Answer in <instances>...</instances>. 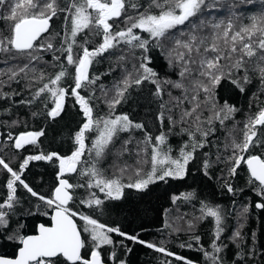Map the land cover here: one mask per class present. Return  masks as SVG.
<instances>
[{"label":"trees","instance_id":"16d2710c","mask_svg":"<svg viewBox=\"0 0 264 264\" xmlns=\"http://www.w3.org/2000/svg\"><path fill=\"white\" fill-rule=\"evenodd\" d=\"M213 2L214 0H207L209 5ZM56 3L59 8H63L68 5L69 0H56ZM128 3L142 5L140 11H144L149 0H128ZM149 11L156 14L159 10L153 8ZM262 11L264 6L258 2L239 3V0H221L219 7L208 8L203 13L202 19L207 22L223 20L227 23L235 15L237 20L234 23L237 26H244L251 24V16H259ZM7 14L6 9H0V38L6 37L10 32L11 21L4 18ZM63 16L64 13H58L53 17L49 31L35 43L36 46H46L47 44L42 41L48 40L54 45L52 50L42 51L40 47L34 46V49L27 54L15 51L0 52V133L2 138L0 158L8 162L13 169L18 168L23 159L30 155L57 153L61 157L70 156L77 147L76 132L86 121L79 104L75 102V97L70 94L65 99L64 110L55 118L46 114L54 107L51 98H46L47 93L41 94L39 98L34 95L44 83L54 78L61 68L65 69L66 75L62 77L59 86L66 88L69 93L73 87L74 66L68 65L59 51L65 39L66 24ZM124 20L123 15L119 19L111 20L112 31L123 30L127 26L126 23H122ZM188 30L186 24L173 29L172 33L180 38V34ZM135 31L142 39L148 38L147 33L138 29ZM211 32L209 27L205 29L204 34L211 35ZM87 35L88 30L78 34V42H82V38ZM101 42L102 36H91L87 46L91 50ZM78 50L74 48V54ZM35 51L37 53L31 56L30 53ZM141 52V49H133L131 45L119 44L93 59L89 76L90 78L99 76L100 79L96 80L90 88L80 90L81 95H84L93 107V117L108 118L107 116L112 114L113 116L126 114L130 120L141 123L144 127L118 131L104 155L98 159L92 154V143L97 133L96 131L85 133L86 151L77 166V171L72 175L65 173L62 177L75 186L71 190L73 198L67 207L73 212L90 215L107 225L116 226L123 232L138 234L141 240L148 241L157 247H164L184 257L191 264H212L205 258L201 249L212 251L210 245L215 240L216 233L214 218L198 219L202 216V207L208 204L218 207L222 213L223 232L220 239L214 242L218 245L227 244L224 251L219 254L223 264H264V209L255 207V204L261 202V198L255 191V184L258 182L252 185L248 183L249 172L243 163L235 175L230 173L231 148L228 147L232 139L237 142L242 141L243 126L249 115L264 109V87H261L255 73H250L252 82L245 86L244 93H240L239 89L227 79H223L216 87L218 104L222 105L227 101L229 104L236 105L239 111L234 113L233 119L226 120L223 125L216 120H213L210 125L207 123L203 125L205 129L212 128L214 131L209 134L205 146L197 148L195 159L189 162L188 175L184 179L169 178L167 182H158L152 186L155 189L154 194L144 202L138 200L135 190L125 189L122 199L112 200L101 195L98 189L87 187L92 179L90 175L85 174V170L93 164L106 179L121 175L118 179L123 184L136 180L137 170H140L142 175L149 172L151 170L150 148L144 143L146 137L151 136L154 140L159 134L165 133L174 158H179L180 149L189 141L188 135L181 131L185 125L179 124L178 121L182 110L190 109L192 105L184 101L179 107H175V102L170 101L167 94L170 90L173 97H182L181 90L165 85V94L161 100L154 94L155 85L145 81L141 85L130 87L125 93L126 99L116 104L114 109H110L109 99L115 96L116 87L121 85L125 76L135 73L133 65H138ZM147 55L152 58L150 66L158 73V80L179 78L177 72L168 66L167 57L160 49L150 46ZM34 56H39L41 59H32ZM54 56H61V60L53 59ZM121 56L125 59H121ZM25 64L29 68L27 75L21 73L15 80H9V74L12 71H18L19 67ZM41 74H43L42 77ZM92 92L95 95H92ZM5 95L7 99L4 98ZM21 100L31 101V103H20ZM115 109L117 110L113 112ZM161 112L164 114L163 124L158 119ZM211 115V111L205 109L202 120L206 121ZM169 116L177 121L175 125L169 121ZM28 131H43L44 135L39 137L35 145L15 149L8 134L11 133L14 139ZM260 131L261 128L258 127V138L264 140V137L260 136ZM197 138H201L198 133ZM243 155L246 157L258 155L264 159V143L249 148ZM205 163L208 164L207 168H204ZM58 168L59 162L55 158L53 161H29L22 179H25V182L40 195L49 197L58 183ZM9 178L6 170L0 167V203L6 200L8 194L6 182ZM81 184L85 187L78 186ZM229 184L235 189L234 193L227 191L226 185ZM16 188L19 203L9 216L8 227L0 228V257L13 258L17 255L21 245L18 240L8 238L13 232L28 236L36 233L39 224L50 225L51 223L52 209L31 196L19 184ZM93 193L105 202L101 209H96L95 206H89L87 203ZM188 193H191L193 198L185 199V194ZM176 197L178 199L174 201ZM117 206H120V211L116 210ZM130 207H135L136 211L130 212L128 210ZM245 207L248 208L247 213L243 211ZM45 212L48 214L45 215ZM74 218L79 228L83 229L85 222L79 218V215ZM190 222L194 224V227L189 230ZM18 223L23 227L17 228ZM237 231L240 232L241 239L233 243ZM81 233L85 240L82 256H88L92 241L88 233L83 231ZM111 236L114 245L102 246L100 249L104 264H165V262L184 264V261L176 260L174 256H166L145 245L128 241L115 233ZM195 237H199V241ZM121 241L123 243H120ZM55 260L57 264H66L63 257H56Z\"/></svg>","mask_w":264,"mask_h":264},{"label":"snow or ice","instance_id":"6c2138e0","mask_svg":"<svg viewBox=\"0 0 264 264\" xmlns=\"http://www.w3.org/2000/svg\"><path fill=\"white\" fill-rule=\"evenodd\" d=\"M257 2L264 6V0H239V3ZM220 3L221 0H214L211 5L207 3V0H149L144 11H140L142 5L128 3V0H69L68 5L63 8L58 7L56 0H0V9H6L8 13L4 18L11 21L9 34L0 38V52L15 51L27 54L34 49V46L40 47L42 51L52 50L54 45L51 42L46 46H36L35 41L41 34L48 31L53 17L58 13H64L65 39L59 51L63 60L68 65L74 66L73 87L69 93L66 88L59 86L62 77L66 75L65 69L61 68L59 73L54 78H50L48 83H44L34 95L39 98L41 94L47 93L46 98H51L54 107L46 114L55 118L64 110L65 99L70 94L75 97V102L79 104L84 117H86V121L76 132L77 147L70 156L61 157L57 153L30 155L23 159L16 169L0 158V167L6 170L10 176L6 182L8 189L6 200L0 203V228L8 227L9 216L19 203L16 196L17 184L51 208L54 213L51 216L52 226L46 227L41 224L38 235L23 236L18 232L9 235V239L18 240L21 245L19 255L16 259L0 258V264H57L54 259L56 257H63L66 264H104L100 249L102 246L114 245L111 236L113 233L133 243L155 249L166 256H174L176 260L184 261V264H191L184 257L176 255L164 247H157L148 241L141 240L138 234L123 232L116 226L100 222L98 218L73 212L66 205L73 198L69 190L75 186L69 183L68 179L62 177L65 173L77 171V166L86 151V132L96 131L97 133L92 143V151L95 158L98 159L104 155L118 131H130L132 128L142 129L144 127L143 124L130 120L126 114L94 118L93 107L80 92L82 88L88 89L96 83V80L100 79L99 76L95 78L89 76L93 59L119 44L131 45L133 49L138 48L142 52L138 65H133L135 73L126 75L121 85L116 87L115 96L109 99L110 109L126 99L125 93L130 87L141 85L145 81L155 85L154 94L161 100L165 94V85L181 90L182 97H173L170 90L167 94L170 101L175 102V107H179L184 101L192 105L190 109L182 110L178 121L179 124L185 125L181 131L188 135L189 141L180 149L179 158H174L171 155L172 149L167 143L168 136L165 133L159 134L154 140L151 136L146 137L144 143L150 148L151 170L149 172L142 175L141 171L137 170V179L123 184L119 179L104 178L93 164L85 170V174L90 175L92 179L87 187L99 189L112 200L122 199L125 189L135 190L138 200L144 202L154 194L153 185L158 182H167L169 178L181 180L188 175V164L195 159L197 148H203L208 142L209 134L214 131L212 128L205 129L203 125L205 123L210 125L213 120L219 121L223 125L226 120L233 119L234 113L239 111L236 105L229 104L227 101L222 105L218 104L215 90L221 81L229 80L239 89L240 93H244L245 86L252 82L250 73H255L261 87H264V11L259 16H251V24L244 26H237L234 23L237 20L235 15L227 23L223 20L207 22L202 19L203 13L209 7H219ZM153 8L159 11L153 14L149 11ZM245 11L249 10L245 9ZM122 15L125 17L122 23H126L127 26L123 30L113 32V24L109 21L119 19ZM190 21L191 23H189ZM186 24L189 30L177 38V34L172 33V30ZM209 27L212 30L211 35L204 34L205 29ZM234 28L235 31H233ZM137 29L147 33L148 38L142 39L140 35H137L135 31ZM84 30H88V35L82 38V42H78V34ZM170 33L172 34L170 35ZM91 36H102V42L90 50L87 45ZM150 46L160 49L166 55L168 66L178 74L177 80L164 79L160 81L157 79L158 73L150 66L152 58L147 55ZM74 48L79 49L75 54ZM32 59L38 60L41 57L34 56ZM53 59L60 61L61 56H54ZM121 59H125V57L121 56ZM28 71V65L25 64L20 66L18 71H12L8 78L15 80L21 73L27 75ZM42 76L43 74H41ZM91 94L95 95L94 92ZM4 98L7 99V96L5 95ZM20 103H31V101L21 100ZM205 109L212 113L206 121L202 120V113ZM158 119L161 124L164 123L163 112L159 114ZM169 121L173 125L177 123L171 116H169ZM258 127L261 128L260 136L264 137V109L249 115L243 126L242 141L237 142L232 139L228 147L231 148L230 173L235 175L242 163L246 165L249 172L248 183L252 185L254 182H258L255 184V191L256 195L261 198V202L255 204V207L264 209V159L258 155L247 157L243 155L248 152L249 148L264 143V140L258 138ZM197 133L201 137L200 139L197 138ZM8 135L13 141V147L22 149L26 145H35L44 132H23L14 139L11 133ZM54 158L59 162L58 183L51 196L46 197L29 186L22 176L29 161H53ZM207 167L208 164L205 163L204 168ZM78 186L85 187L83 184ZM226 187L229 193H234L235 189L230 184ZM184 198L191 199L193 197L191 193H188ZM175 199L178 197L174 198V201ZM87 203L89 206L101 209L105 202L93 193ZM116 210L120 211V206H117ZM128 210L134 212L136 208L130 207ZM243 211L247 213L248 208L245 207ZM201 212L202 216L198 219L214 218L215 240H219L223 232L221 210L218 207L205 204ZM77 215L85 222L83 229L78 228L73 219ZM16 227L21 228L23 225L18 223ZM188 227L190 230L194 224L190 222ZM82 231L88 233L92 241L88 256L81 254V250L85 247V240L81 237ZM195 239L199 241V237H195ZM237 239H241L239 231L235 233L233 243ZM210 247L211 252L201 249L205 258L212 264H223V259L219 254L224 251L226 245L212 242ZM112 257L114 258V253H112ZM165 264H170V262H165Z\"/></svg>","mask_w":264,"mask_h":264},{"label":"water","instance_id":"95a60500","mask_svg":"<svg viewBox=\"0 0 264 264\" xmlns=\"http://www.w3.org/2000/svg\"><path fill=\"white\" fill-rule=\"evenodd\" d=\"M50 26H51V23H50ZM49 29H50V27H49ZM49 29H48V31H49ZM47 31V32H48ZM47 32H45V33H43V34H41V36L38 38V40L44 35V34H46ZM37 40V41H38ZM37 41H35V43L37 42ZM27 146V145H26ZM75 172H73V173H67V174H69V175H72V174H74ZM66 179V178H65ZM69 181V180H68ZM69 183H70V181H69ZM73 189V188H72ZM72 189H70L69 190V192H70V194L72 195V193H71V190ZM71 201V200H70ZM70 201L68 202V204L70 203ZM258 203H260V202H258ZM68 204L66 205V206H68ZM258 209H260V208H258ZM54 213H53V211H52V215H53ZM73 219H74V221L77 223V221L75 220V218L73 217ZM41 224H39L38 225V227H37V230H36V233L35 234H32V235H38L39 234V226H40ZM44 225V224H43ZM44 226H46V227H51L52 226V221H51V223H50V225H44ZM77 226H78V223H77ZM78 228H79V226H78ZM32 235H28V236H32ZM81 237H82V239H83V236H82V233H81ZM81 254H82V250H81ZM18 255H19V250H18V252H17V255H16V257L15 258H7V257H0V258H6V259H16V258H18Z\"/></svg>","mask_w":264,"mask_h":264},{"label":"rangeland","instance_id":"374dc122","mask_svg":"<svg viewBox=\"0 0 264 264\" xmlns=\"http://www.w3.org/2000/svg\"><path fill=\"white\" fill-rule=\"evenodd\" d=\"M109 22H111V21H109ZM50 41H48V40H45L44 42L42 41V43H49ZM37 50H40V49H37ZM34 53H37V51H35V52H32V53H30V55L32 56V54L34 55ZM0 84H1V82H0ZM92 154H94V152L92 153ZM119 177H121V175H119L118 177H114L113 179H118ZM97 189V188H96ZM99 190V189H98ZM100 192V191H99ZM100 194L101 195H105L104 193H102V192H100Z\"/></svg>","mask_w":264,"mask_h":264},{"label":"bare ground","instance_id":"6f19581e","mask_svg":"<svg viewBox=\"0 0 264 264\" xmlns=\"http://www.w3.org/2000/svg\"><path fill=\"white\" fill-rule=\"evenodd\" d=\"M24 88H26V87H24ZM27 88H29V87H27ZM25 93H26V92H25ZM23 98H24V97H23ZM24 100H25V99H24ZM107 100H108V99H107ZM39 102H40V101H39ZM113 109H114V108H113ZM116 110H117V109L113 110V112L116 111ZM111 112H112V111H111ZM35 113H36V110H35ZM115 113H116V112H115ZM113 115H114V114H112V116H113ZM105 117H106V116H105ZM105 117H104V118H105ZM107 117H109V116H107ZM95 133H96V132H95ZM215 235H216V233H215ZM214 241H215V240H214ZM214 241H213V242H214ZM223 244L227 246L226 243H223Z\"/></svg>","mask_w":264,"mask_h":264},{"label":"flooded vegetation","instance_id":"af4514ba","mask_svg":"<svg viewBox=\"0 0 264 264\" xmlns=\"http://www.w3.org/2000/svg\"><path fill=\"white\" fill-rule=\"evenodd\" d=\"M4 133V132H3ZM1 133H0V142H1ZM67 174V173H66ZM5 211H7V209H5ZM16 257V256H15ZM15 257H13V258H15ZM55 259V258H54Z\"/></svg>","mask_w":264,"mask_h":264}]
</instances>
